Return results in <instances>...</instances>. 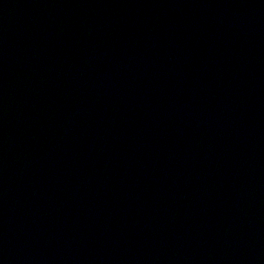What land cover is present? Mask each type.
Listing matches in <instances>:
<instances>
[{
  "label": "water",
  "instance_id": "1",
  "mask_svg": "<svg viewBox=\"0 0 264 264\" xmlns=\"http://www.w3.org/2000/svg\"><path fill=\"white\" fill-rule=\"evenodd\" d=\"M0 264H264V0H0Z\"/></svg>",
  "mask_w": 264,
  "mask_h": 264
}]
</instances>
